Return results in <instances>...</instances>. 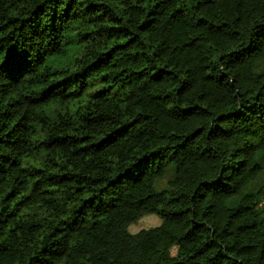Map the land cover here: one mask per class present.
<instances>
[{
    "label": "trees",
    "instance_id": "obj_1",
    "mask_svg": "<svg viewBox=\"0 0 264 264\" xmlns=\"http://www.w3.org/2000/svg\"><path fill=\"white\" fill-rule=\"evenodd\" d=\"M0 264H264V0H0Z\"/></svg>",
    "mask_w": 264,
    "mask_h": 264
},
{
    "label": "rangeland",
    "instance_id": "obj_2",
    "mask_svg": "<svg viewBox=\"0 0 264 264\" xmlns=\"http://www.w3.org/2000/svg\"><path fill=\"white\" fill-rule=\"evenodd\" d=\"M162 222V218L156 213H146L138 220L131 223L129 230L131 232H137L144 228H150L159 225Z\"/></svg>",
    "mask_w": 264,
    "mask_h": 264
}]
</instances>
